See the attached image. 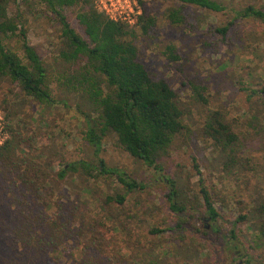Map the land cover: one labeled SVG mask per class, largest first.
I'll use <instances>...</instances> for the list:
<instances>
[{"label": "trees", "instance_id": "obj_1", "mask_svg": "<svg viewBox=\"0 0 264 264\" xmlns=\"http://www.w3.org/2000/svg\"><path fill=\"white\" fill-rule=\"evenodd\" d=\"M42 1L61 25L60 56L69 62L84 60L80 68L83 70L67 74L64 83L68 89L80 91L96 114L86 117L85 140L98 152L103 138L109 132L114 133L125 151L158 173L154 180L166 186L164 197L174 220L167 229L154 224L144 230L132 224V216L120 219L119 209L124 207L126 195L145 189L144 182L102 162L92 165L84 160L60 163V169L54 173L56 160L52 155L31 143L28 145L31 151H25L29 138L8 126L10 137L0 146V204L10 208L11 214L0 220L6 238L0 248V264H191L189 256L194 264H202L199 257L207 250L215 253L218 247L207 236L209 231L203 224L205 220L217 222L221 218L215 207L219 197L216 186L208 184L200 171L196 173L198 191L193 199L188 196L185 183H177L164 174L161 158L173 138L186 127L169 81L153 76L138 56L136 38L155 30L156 17L147 13L145 0H137L143 13L133 25L110 18L95 7L93 0ZM175 1L212 12L228 10L217 0ZM8 2L0 0V80L15 84L25 97L38 105L50 106L55 99L46 67L29 44L24 26L8 14ZM73 5L79 7L76 19L85 37L75 31L60 11ZM181 5L164 10L170 24L187 21ZM233 12L235 18H253L264 23V5L248 4ZM213 31L224 36L228 25L215 26ZM13 35L19 39L22 56L4 43ZM164 53L169 60L178 59L173 44ZM193 88L199 89L196 85ZM260 91L264 93V87ZM203 134L217 150L214 160L220 167L216 171L238 179L250 168L248 157L236 153L238 135L220 111L210 112ZM193 166L197 167V163ZM80 172L95 179L99 175H115L122 186L123 194L105 196L102 216L86 218L74 201L56 193L54 180L63 181L69 173ZM195 201H199L197 206ZM236 204L239 211L234 222L246 225L253 232V238L245 241L241 231L232 228L229 236L220 239L225 244L233 242L231 246L225 245L226 251L244 258L242 264H264V197L256 204L239 198ZM196 211L199 215L194 214ZM165 230H173L183 240L189 239L187 259L179 252L170 256L169 249L159 247L158 236ZM236 241L243 246L242 250ZM251 248L261 250L250 255Z\"/></svg>", "mask_w": 264, "mask_h": 264}, {"label": "rangeland", "instance_id": "obj_2", "mask_svg": "<svg viewBox=\"0 0 264 264\" xmlns=\"http://www.w3.org/2000/svg\"><path fill=\"white\" fill-rule=\"evenodd\" d=\"M217 1L228 10L212 12L181 5L175 0H145L147 13L156 17L157 24L153 32L139 35L135 42L140 61L153 76L169 81L183 113L186 128L173 138L161 158L164 174L177 183H185L187 194L192 199L198 191L195 184L198 171L208 184L216 186L218 192L215 207L221 218L217 222L205 220L203 224L209 231L207 236L218 243V247L215 253L207 250L204 256L199 257V262L242 264L244 258L226 251L225 245L231 246L233 242L225 244L220 238L229 236L232 228L239 229L245 241L253 238V232L246 225L234 222L239 211L236 200L240 198L256 204L264 197V93L260 91L264 87V23L253 18H235L233 9L241 10L248 4L259 7L264 5V0ZM174 5L184 8L185 23L172 25L164 16V10ZM60 11L75 31L85 37L76 19L78 5L65 6ZM133 11L128 18L137 19L143 13V7L137 3ZM8 14L24 26L29 44L41 57L55 103L40 106L25 97L15 84L0 80V116L7 130L8 126L15 127L29 138L25 151H31L28 146L31 143L44 149L45 154L52 155L56 160L53 162L54 173L60 169V163L84 160L92 165L102 162L106 167L117 168L144 182L145 189L126 195L125 205L119 209L122 212L120 219L132 216V224L144 230L154 224L161 229L173 225L174 217L164 197L166 186L154 180L159 176L157 172L125 151L112 132L103 138L98 152H94L85 140L86 117L96 114L80 91L68 89L64 83L67 74L83 70L80 68L84 60L69 62L60 56L61 25L55 14L42 0H9ZM223 25H228L224 36L213 31V27ZM4 43L22 56L16 35L6 38ZM170 44L175 46L177 60H169L164 53ZM194 85L199 89H194ZM216 110L224 115L238 135L234 147L237 148L236 153L248 157L250 168L238 179L215 170L220 167L214 160L217 150L203 134L210 112ZM194 162L197 167L193 166ZM53 184L56 193L74 201L86 218L105 214L103 202L106 195L124 193L115 175H99L95 179L81 172L69 173L65 180H54ZM198 202L193 204L197 206ZM10 214L11 209L0 204V220L7 219ZM194 214L199 215L197 211ZM1 226L0 248H3L6 238ZM213 229L216 233H212ZM158 237L159 247L169 249L170 256L179 252L188 258L189 239L183 240L173 230H165ZM236 244L242 250L243 246L238 241ZM260 250L251 248L248 253L254 255ZM188 260L194 264L191 256Z\"/></svg>", "mask_w": 264, "mask_h": 264}, {"label": "built area", "instance_id": "obj_3", "mask_svg": "<svg viewBox=\"0 0 264 264\" xmlns=\"http://www.w3.org/2000/svg\"><path fill=\"white\" fill-rule=\"evenodd\" d=\"M95 7L107 14L115 20H122L133 25L137 19L128 18L129 14H133L134 7H137V0H93ZM10 135L7 130L3 117L0 116V146H2Z\"/></svg>", "mask_w": 264, "mask_h": 264}]
</instances>
